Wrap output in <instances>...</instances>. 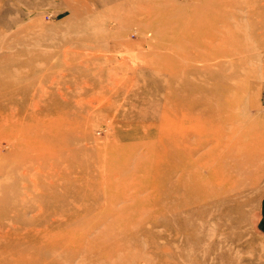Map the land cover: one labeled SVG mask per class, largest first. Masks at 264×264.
Returning <instances> with one entry per match:
<instances>
[{
  "label": "rangeland",
  "instance_id": "rangeland-1",
  "mask_svg": "<svg viewBox=\"0 0 264 264\" xmlns=\"http://www.w3.org/2000/svg\"><path fill=\"white\" fill-rule=\"evenodd\" d=\"M263 197L264 0H0V264H264Z\"/></svg>",
  "mask_w": 264,
  "mask_h": 264
},
{
  "label": "bare ground",
  "instance_id": "bare-ground-1",
  "mask_svg": "<svg viewBox=\"0 0 264 264\" xmlns=\"http://www.w3.org/2000/svg\"><path fill=\"white\" fill-rule=\"evenodd\" d=\"M98 1V3H101V0H97ZM183 39V38H182ZM94 40V39H93ZM95 41H97L96 39H95ZM89 45H91V44H89ZM185 91H186V89H185ZM213 94V96H214V93H212ZM214 98V97H213ZM176 99V98H175ZM215 99V98H214ZM205 100V102L207 101V98H205L204 99ZM173 101H174V99H173ZM194 101H195V99H194ZM203 101V100H202ZM188 103V102H187ZM185 104V103H184ZM197 103H195L194 105H196ZM187 105V104H186ZM188 106V105H187ZM190 106V105H189ZM194 107V106H193ZM185 108V107H184ZM187 109V108H186ZM189 109V112H191L190 111V107L188 108ZM184 110V109H183ZM184 112V111H183ZM186 112V111H185ZM179 114V113H178ZM190 114L191 113H189V116H190ZM180 115V114H179ZM192 116H193V114H192ZM182 117V116H181ZM189 120V119H188ZM198 140V139H197ZM180 141H181V139H180ZM199 142V147H203L204 146V144L206 143V141H203V139L202 140H198ZM194 148V147H193ZM197 148V147H196ZM195 149V148H194ZM189 150V149H188ZM198 150V149H197ZM186 154V153H185ZM190 154V153H189ZM189 154H186V155H189ZM185 156V155H184ZM191 156V155H190ZM162 161H163V159H162ZM163 168V167H162ZM190 168V167H189ZM195 177V176H194ZM200 178V177H199ZM192 179V178H191ZM198 179V178H197ZM185 180V179H184ZM186 180H187V183H189V180H188V177L186 178ZM185 180V181H186ZM193 181L195 182V183H198L196 180H195V178L193 179ZM187 183H184V185H187ZM200 184H201V182H200ZM199 185V184H198ZM185 188V187H184ZM188 189V188H187ZM188 191V190H187ZM191 194V193H190ZM190 194L188 195V193H186V195H188V196H190ZM194 197H196V196H194ZM188 198H190V197H188ZM57 207V206H56ZM55 212V211H54Z\"/></svg>",
  "mask_w": 264,
  "mask_h": 264
},
{
  "label": "crops",
  "instance_id": "crops-1",
  "mask_svg": "<svg viewBox=\"0 0 264 264\" xmlns=\"http://www.w3.org/2000/svg\"><path fill=\"white\" fill-rule=\"evenodd\" d=\"M260 215H261L260 228L264 232V197L262 198L260 205Z\"/></svg>",
  "mask_w": 264,
  "mask_h": 264
}]
</instances>
